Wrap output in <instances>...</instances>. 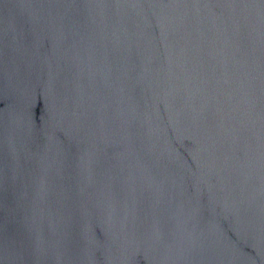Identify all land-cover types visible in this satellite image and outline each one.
<instances>
[{"label":"water","instance_id":"obj_1","mask_svg":"<svg viewBox=\"0 0 264 264\" xmlns=\"http://www.w3.org/2000/svg\"><path fill=\"white\" fill-rule=\"evenodd\" d=\"M0 264H264V0H0Z\"/></svg>","mask_w":264,"mask_h":264}]
</instances>
